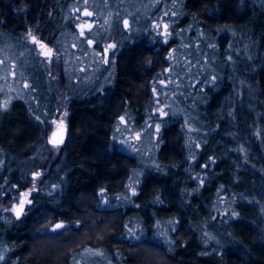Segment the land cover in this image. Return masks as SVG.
<instances>
[{
  "label": "trees",
  "instance_id": "16d2710c",
  "mask_svg": "<svg viewBox=\"0 0 264 264\" xmlns=\"http://www.w3.org/2000/svg\"><path fill=\"white\" fill-rule=\"evenodd\" d=\"M109 1L114 12L128 8L130 26L114 25L111 36H103L106 26L87 30L80 42L92 36L91 48L112 70L107 80L80 86L65 58L76 28L71 7L80 0H0V42L35 93L13 96L11 108L0 110V243L8 248L0 264H69L87 245L103 246L114 264H264V0H181L177 23L197 21L224 59L231 54L199 105L206 136L190 152L186 115H166L159 166L145 170L136 192L116 206L104 195L125 192L141 162L119 146L115 123L127 112L144 122L178 43L145 12L143 23L139 9L173 0ZM61 90L68 132L34 178L22 163L46 146ZM25 193L31 203L17 217ZM135 219L143 235L132 239L125 229ZM57 220L65 227L54 231ZM161 220L176 222L168 239L157 235Z\"/></svg>",
  "mask_w": 264,
  "mask_h": 264
},
{
  "label": "rangeland",
  "instance_id": "374dc122",
  "mask_svg": "<svg viewBox=\"0 0 264 264\" xmlns=\"http://www.w3.org/2000/svg\"><path fill=\"white\" fill-rule=\"evenodd\" d=\"M138 4L139 1H137ZM155 7L157 8L155 12H147ZM71 9L72 15H75L76 28L69 36L70 44L73 47L65 51V58L68 63L67 74L74 78L80 86L91 83L97 77L105 81L110 78L111 64L109 63V66L106 63L102 64L100 50L91 48L94 42L92 36H89L84 42L80 41L82 36L88 33L87 30H92L95 34V32H100L102 26H106L107 31L103 36L106 34L111 36L113 34L111 29L114 25L120 29L125 26L129 27L131 19L127 16L128 8L120 11V8L116 7V12H114L110 8L109 0H80ZM139 9L143 10L141 13L143 23L148 18L153 25L161 22L163 25L162 33L167 38L176 37L178 44L170 48L168 65L152 87V98L144 122L137 123L132 112H127L121 115L115 123L114 136L119 146L135 155L141 164L132 170L125 183V192L109 196L104 195V203L108 206L125 204L131 192H136L145 170L159 166L158 149L161 141L163 118L166 115L176 112L186 115L189 122L187 147L192 153L196 150L197 145L206 136L205 125L200 119L199 105L205 99L208 85H214L216 78L223 75L222 71L226 59L231 56L230 53H226L227 57L224 59L216 50L217 48L212 47L213 39L210 32L201 28L197 21L188 25L177 23L183 14L181 0L157 2L154 5L151 2ZM85 12H90L92 15L86 16L84 15ZM144 12L150 16L146 18ZM125 21H127V25ZM165 24L168 25L167 29L164 28ZM81 25H91V28L85 27L84 35H81ZM87 40H91L92 43L88 44ZM0 61H4V63H0V110L6 111L12 106L13 96L31 97L35 93L28 79L25 78V72L12 62V55L8 52L7 45L5 46L2 42H0ZM26 84L28 87H25ZM57 95H64V99L59 101V108L47 122L46 146L36 148L33 154L22 163L24 171L30 169L31 175L35 176L34 178L40 170L38 165L45 163L49 151H53L56 147L50 141L53 132L57 131V126L61 121L64 125L63 140L68 132L69 112L65 100L66 96L62 90ZM122 117L123 120H121ZM1 133H6L5 129H2ZM57 189V185L51 187L54 192ZM29 198V196L26 197L28 201H30ZM22 200H25V196L17 202L20 203ZM18 203L15 205V209L18 208ZM26 204L24 205L25 209ZM60 222L63 221L57 220L51 227L55 228V225ZM173 229H176L175 221L161 220L157 224L156 232L159 237L168 239ZM125 231V235L132 239L143 235V229L139 228L136 219L128 221ZM7 252L8 248L0 243V254L5 257ZM69 264H114V262L103 246L87 245L75 251Z\"/></svg>",
  "mask_w": 264,
  "mask_h": 264
},
{
  "label": "snow or ice",
  "instance_id": "6c2138e0",
  "mask_svg": "<svg viewBox=\"0 0 264 264\" xmlns=\"http://www.w3.org/2000/svg\"><path fill=\"white\" fill-rule=\"evenodd\" d=\"M84 15L91 16L92 13L85 12ZM173 15H174V13H173ZM125 24L127 25V21H125ZM85 27H88L90 29L91 28V25H87V26L81 25V35H84V28ZM157 27L159 28V25H157ZM167 27H168V25L165 24L164 25V28L167 29ZM29 35H31V33H29ZM32 40H33V42L39 43V41H36V38L35 37H32ZM87 43L88 44H91L92 41L91 40H87ZM109 47L114 48L115 45H110ZM41 48H46V46L45 45H41ZM103 51L105 53H107L108 49H104ZM43 54L45 56H49L50 57L52 55V51L49 49L48 51L44 52ZM104 62L107 63V60H105ZM0 63H4V61H0ZM25 87H28V85L26 84ZM121 120H123V117L121 118ZM63 129H64V125H63V121H61V123L57 126V131H54L53 132L52 139L50 141L54 146H58L60 143H63ZM24 196H25V200H22L19 203L18 208L17 209H14L15 214H16L17 217H19L22 214V212L24 210L25 203H31V201H28L26 199V197L28 196V193H25ZM64 227L65 226L63 224H56L55 225V228L53 230L55 231L57 229H63ZM3 260H4V255L3 254H0V261H3Z\"/></svg>",
  "mask_w": 264,
  "mask_h": 264
},
{
  "label": "water",
  "instance_id": "95a60500",
  "mask_svg": "<svg viewBox=\"0 0 264 264\" xmlns=\"http://www.w3.org/2000/svg\"><path fill=\"white\" fill-rule=\"evenodd\" d=\"M64 141V140H63ZM58 224H64V222H60V223H58Z\"/></svg>",
  "mask_w": 264,
  "mask_h": 264
}]
</instances>
